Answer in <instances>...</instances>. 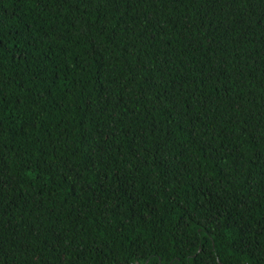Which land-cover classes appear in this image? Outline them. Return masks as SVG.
I'll use <instances>...</instances> for the list:
<instances>
[{
  "label": "trees",
  "instance_id": "1",
  "mask_svg": "<svg viewBox=\"0 0 264 264\" xmlns=\"http://www.w3.org/2000/svg\"><path fill=\"white\" fill-rule=\"evenodd\" d=\"M264 264V0H0V264Z\"/></svg>",
  "mask_w": 264,
  "mask_h": 264
},
{
  "label": "water",
  "instance_id": "2",
  "mask_svg": "<svg viewBox=\"0 0 264 264\" xmlns=\"http://www.w3.org/2000/svg\"><path fill=\"white\" fill-rule=\"evenodd\" d=\"M245 264H247V263H245Z\"/></svg>",
  "mask_w": 264,
  "mask_h": 264
}]
</instances>
